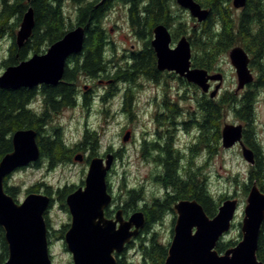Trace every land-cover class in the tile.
Returning a JSON list of instances; mask_svg holds the SVG:
<instances>
[{"label":"water","instance_id":"95a60500","mask_svg":"<svg viewBox=\"0 0 264 264\" xmlns=\"http://www.w3.org/2000/svg\"><path fill=\"white\" fill-rule=\"evenodd\" d=\"M175 1L181 8L189 10L198 22L206 21L210 16V9L203 7L197 0ZM247 1L232 0V5L242 9L246 7ZM34 27V11L30 6L16 33L19 47L24 45ZM154 34L152 44L160 70L175 71L205 92L210 88V81H217L211 95L215 96L219 92L224 81L223 73L209 74L204 68L191 67L192 45L187 36H182L172 47V34L167 25H156ZM85 36L86 29L76 26L45 52L32 54L18 64L7 66L0 73V87L33 89L41 84L57 85L64 76L68 58L83 50ZM229 58L237 74L236 91H239L254 81L249 66L250 57L243 46L236 45L230 49ZM243 129V124L226 123L221 131L222 146L229 149L240 144L244 159L248 164L255 165V152L243 142ZM130 137L131 134L127 132L123 140L128 141ZM12 143V151L0 160V226L5 231L9 252L4 264H53L45 220L51 197L45 193L31 192L23 200L17 201L5 191L7 176L39 160L37 131L33 128L18 129L12 135ZM75 158L82 160L81 155ZM112 164V154L108 155L106 161L99 156L93 157L84 185L65 198L71 223L63 240L72 255L73 264H119L117 256L125 250L132 238L139 236L146 224L143 211H135L126 221L120 213L116 221L105 218L104 209L112 200L107 183V174ZM237 207V198H227L211 217L198 200H180L175 206L177 216L164 264H264L257 257L264 222V192L256 181L248 192L241 239L223 253L217 250L218 242L233 225ZM117 221H120L118 228Z\"/></svg>","mask_w":264,"mask_h":264},{"label":"flooded vegetation","instance_id":"af4514ba","mask_svg":"<svg viewBox=\"0 0 264 264\" xmlns=\"http://www.w3.org/2000/svg\"><path fill=\"white\" fill-rule=\"evenodd\" d=\"M203 22L198 23L201 25ZM200 25L198 26L200 27ZM245 28L248 41L250 37L252 39L255 37L254 44L256 46L260 44L257 39L264 35V27L261 23L248 20ZM169 29L171 31L170 27ZM182 36L184 35H181V37ZM154 38V29L151 35H146L145 37L133 31L135 43L131 44L130 49L125 47L122 52L119 53L116 51V43L112 40V37L108 35L105 39L104 46V57L106 62L100 64L92 73L74 71L72 77L75 78L73 82L77 85L76 97L74 106L69 109L86 110L87 114L95 109V113L98 114L100 118H103V124L99 125V128H92L89 126L88 122L85 123L83 136L78 141L74 142V146L79 145L81 140L84 139V135L87 133L98 135L101 131H106L107 125L110 124V117L117 118L121 115L126 117L128 125L125 127L124 131L131 134L128 141L139 142L135 156L137 161L140 160L143 163L153 165L158 170H161L154 176L152 175L156 182L163 187L164 192L161 195L152 193L151 196L148 197L144 193L143 186L140 188H131L133 189L132 194H129L127 189L121 186L120 193L116 195L113 190L110 176L122 157L121 152L124 151V145L118 149L112 144H109L104 150L100 151V149L96 148L97 150L95 149L92 152L90 140H86L85 142H81L79 149L75 150L74 153L66 159L62 158V160L58 161L50 154L45 155L43 153V148H45V146L55 141L59 135L63 138L64 125L62 120L66 118L65 114L68 109L66 108L67 110L63 109L61 112L55 113L52 106L53 98L51 97L50 102H46L45 95L42 93L43 86L46 84L35 87L38 96L41 95V99L38 101L39 105L37 106L40 121L39 129L37 130L40 158L36 163L30 164L27 167H46L47 169H51L55 167L56 164L63 163L81 162L90 164L91 159L95 156L102 157L104 161H106L108 155L112 154L113 164L107 174L108 191L112 195V200L104 209V216L109 220L116 221L117 215L120 213L123 220L126 221L135 211H143L147 220L148 213L151 212L154 207L164 206V204H166L163 210L165 211L164 214H173V219L175 220L177 216L176 204L183 199H195L191 197L182 198V196H184L183 183L187 180L193 181L194 183L199 179L197 177V172L201 169V165L197 159L199 157L201 158L204 153L208 156V160L211 161L212 156L217 153L218 149L216 120L213 116V118L208 119V110L214 109V106L216 107L217 99L223 92L222 87L215 96H212L211 94L218 84L217 81H210V88L205 92L200 86L180 77L175 71L167 69L160 70L158 67L157 54L152 44ZM178 40L174 42L172 34L171 46L174 47ZM127 41V37L122 39L123 43ZM108 51H113L110 59L106 56ZM145 51L149 54V62L138 63L139 55ZM250 51L247 52L250 57L249 66L253 72L254 81L239 91L235 90V108H231L234 112H236L237 108L244 105L246 95L257 93L258 97L259 93L264 94V73H262V71H264V50L259 51L258 58L253 60V62V54ZM200 52H202V49L195 50L192 46V68L198 67L193 64V58L196 53ZM69 67L71 69H77V65L74 64L69 65ZM204 69H206L209 74L219 71L223 72L214 59L213 62L211 59L208 67ZM223 75L225 78L226 74L224 72ZM63 78L60 82L63 81ZM169 78L176 84L170 83ZM80 79H83L82 82ZM46 86L52 88L54 85ZM187 100L191 101L188 108H186L184 104ZM96 103L100 104L98 109L95 108ZM255 107L256 104H254L253 107L254 114ZM235 114L237 115V113ZM254 121L255 118L252 123H249L247 120H242V122L236 124H243L244 126L243 142L253 150H255L254 147L259 148L261 154H263L264 149H262L258 139H256V131H254V134L251 133V128L255 127ZM144 124L145 126L142 127ZM137 125L142 128L139 138H137L135 130ZM186 134L189 138L185 142L184 138ZM253 135L255 138H253ZM63 142L66 146L70 145L64 139ZM236 146H240V144H236L234 147ZM77 155L82 156L81 161L76 160L75 157ZM169 166L173 168L171 173H168L167 170ZM190 174L194 175V180L189 179ZM36 184H38L39 188L38 191L35 192L45 193L51 197V204L45 213V220L49 230L48 238L51 243L50 237L53 228L50 224V213L57 204V198L54 195L55 192L52 186L47 184L46 181ZM47 188H49L48 192H46ZM189 188L192 187L190 186ZM194 188H196V186H194ZM58 200H60L59 196ZM60 205L62 206L61 201ZM119 225L120 221H117L116 227L118 228ZM130 246L133 247V238L126 244L125 250L119 255L121 257H126L127 250L129 249L128 247Z\"/></svg>","mask_w":264,"mask_h":264},{"label":"trees","instance_id":"16d2710c","mask_svg":"<svg viewBox=\"0 0 264 264\" xmlns=\"http://www.w3.org/2000/svg\"><path fill=\"white\" fill-rule=\"evenodd\" d=\"M203 7L210 9L209 18L204 21L200 27H192L187 29V24L178 14L179 8L175 0H0V37L10 34L11 45L8 48V55L3 61L5 67L18 64L29 58L35 53H43L47 48L61 39L70 29L76 26H83L86 29L83 50L75 55H71L67 60V67L63 81L53 86H43V94L46 102L52 100L53 111L55 113L74 106L77 85L73 82L74 71L90 72L103 64L105 39L109 35V29L106 26L105 19L113 7L123 5L127 8V15L130 26L134 32L141 36L151 35L153 29L158 24H165L171 28L173 38L189 33V39L192 46L196 49H202V52L196 53L193 58V64L198 67L207 68L211 59L217 61L218 55L222 52L229 51L236 45L243 46L247 51L253 54L252 62L258 58V53L264 50V35L257 39L260 44H254L255 37L248 41L246 37V22H260L264 27V0H248L247 5L238 14H235L231 6L232 0H197ZM69 2L76 11L74 19L65 11V5ZM32 6L34 11L35 27L30 37L26 40L22 47L16 43V33L20 27L24 13ZM181 11V10H180ZM264 29V28H263ZM138 63L149 62L148 52L139 55ZM77 65V69H71L69 65ZM71 69V70H70ZM264 73V71H262ZM263 86V85H262ZM38 92L35 88H19L7 89L0 87V160L2 157L12 151V135L18 129L33 128L39 129V116L37 112V104L35 102ZM41 96V95H40ZM236 95L234 92L225 91L217 99V105L212 110H208V119L214 117L216 120L217 143L222 139L221 120L224 117L226 105L235 108ZM257 93L245 96L244 105L236 109V113L240 119L247 120L252 123L254 120V104L256 102ZM213 116V117H212ZM254 134V128H251ZM256 136V135H255ZM253 138L254 135H253ZM91 142L92 150L98 145L99 137L97 134L84 135V139ZM80 142V144H81ZM79 144V145H80ZM79 145H68L63 142L61 135L55 141L43 148V153L50 154L54 159L60 161L70 157L75 150L79 149ZM74 146V147H73ZM253 147V146H252ZM256 154V163L251 165L248 172L249 182L244 184L246 192L249 191L254 181L264 192V155L261 154L259 148L254 147ZM168 173L173 168L168 167ZM10 176L5 179V191L12 195L17 201L20 187L9 185ZM191 180L194 175L190 174ZM237 181V177L234 178ZM184 190L182 198H195L204 207L207 214L213 217L220 204L227 199L228 196L215 198L208 183L199 178L197 182L185 181L183 183ZM192 188H189V187ZM196 186V188H194ZM38 184L28 187L27 192L38 191ZM73 187L57 189V194L61 204L65 210L68 207L65 203L66 196L72 192ZM122 188L126 189L125 182ZM49 191L47 188L46 192ZM129 194L133 193V189H127ZM135 196V195H133ZM164 206L154 207L147 215L146 224L138 237L133 239V248L140 252L141 262L139 264H164L168 255V244L163 242L159 237V232L155 231L151 226L164 216ZM69 225H63L59 230L60 237L64 238ZM173 231V230H172ZM236 240H225L222 238L217 245L220 253L235 246ZM132 248V246L128 247ZM8 245L5 239V231L0 226V264H4L8 259ZM119 264H134L133 261H127L126 257L118 255ZM257 257L264 262V222L262 224L261 233L258 242Z\"/></svg>","mask_w":264,"mask_h":264},{"label":"rangeland","instance_id":"374dc122","mask_svg":"<svg viewBox=\"0 0 264 264\" xmlns=\"http://www.w3.org/2000/svg\"><path fill=\"white\" fill-rule=\"evenodd\" d=\"M231 6L234 9L235 14H238L241 11L233 7L232 1ZM177 7L181 10H179L178 14H181V18L186 21L189 32L192 27H199L198 25L200 24L190 15L188 10L181 8L178 4ZM65 11L74 19L76 11L69 2H67L65 5ZM105 22L107 28L109 29V35L116 43V51L120 53L125 47L130 49L131 44L135 43V40L133 39V29L130 26L128 20L126 6L119 4L116 7H113L108 13ZM184 35L188 38L190 36L189 33ZM124 37L128 38L126 43L122 42ZM180 37L181 34L178 38H174V42H176V40H178ZM11 40V36L8 33L0 37V73H2L6 68L3 65V61L8 55V48L11 45ZM229 51L220 53L217 58L218 60L216 61L218 66L226 74L222 84L223 92H235L238 85L237 74L229 58ZM112 53L113 51H108L106 56L110 59L112 57ZM82 80L83 79H80L81 82ZM169 82L176 84L171 78H169ZM40 99L41 96H36L35 102L37 105H39L38 101ZM189 103H191V101L188 100L184 103L186 108L189 107ZM255 104L254 130L256 131V139H258L262 149H264L263 93H259ZM99 106L100 104L96 103L95 108L98 109ZM67 109L68 111L65 114L66 118L62 120L64 125L63 139L70 145H73L75 141H78L83 136L85 123L88 122L89 126L92 128H99V125L103 124V118H100L98 114L95 113V109H93V111H91L89 114H87L86 110L82 109ZM235 113L236 112L226 105L225 114L220 123L221 128L226 123L236 124L242 122V120L239 119ZM109 123L110 124L107 125L106 131H101L98 134L99 140L97 144L98 146L96 148L100 149L101 151L104 150V148L109 144H112L118 149L124 145V151L121 152L122 157L116 164L114 172L110 176L113 190L115 191L116 195L120 193V188L124 182L126 189H131L134 187L140 188L143 186L144 193L148 197H150L152 193H156V195L163 194V187L156 182L154 177H152V175L154 176L161 170H158L153 165L143 163L140 160L137 161L135 156L138 150L137 145L139 142L123 140V136L126 133L124 129L128 125V120L126 117L123 115L118 116L117 118L110 117ZM144 126L145 124L142 127ZM135 130L137 138H139L142 131L141 126L137 125ZM188 138L189 137L186 134L184 138L185 142ZM94 150H92V152ZM197 161L201 165V169L197 172V177L201 180L204 177V180L208 183V187L215 198L219 199L221 196H228L227 198L235 197L238 199V207L233 225L230 231L223 237L225 240L232 239L238 242L242 237L241 224L244 217V209L247 204V196L249 192H246L244 184L249 182L248 172L251 165L248 164V162L244 159L240 146L226 149L222 146V142L219 143L217 153L212 156L211 161L208 160V156L204 153L202 154L201 158L199 157L197 159ZM88 168V163L81 162L56 164V166L51 169H47L46 167H23L17 169L11 175L8 181L9 185L20 187L18 192V198L20 200H23L26 197L28 194V187L31 185L46 181L47 184L52 186L55 192L54 195L57 198V204L54 210L50 213V224L53 228L50 237V252L52 254L53 264H73L72 255L67 249V246L64 243V240L60 237L59 233V230L63 225L67 224L70 226L71 216L69 212L60 205L57 189L64 188L65 186H74L73 189H77L78 187L83 186ZM235 177H237V181L234 180ZM173 218V214L165 213L161 220H158L152 224L150 230L152 231L154 228L155 231H158L160 239L168 245H170L173 237L172 230L175 224V220ZM126 259L127 261H133L134 264H139L141 262L140 252L133 247L129 248L127 250Z\"/></svg>","mask_w":264,"mask_h":264}]
</instances>
